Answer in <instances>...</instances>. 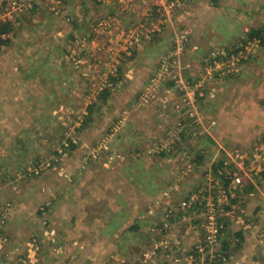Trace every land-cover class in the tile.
Returning a JSON list of instances; mask_svg holds the SVG:
<instances>
[{
	"label": "rangeland",
	"instance_id": "1",
	"mask_svg": "<svg viewBox=\"0 0 264 264\" xmlns=\"http://www.w3.org/2000/svg\"><path fill=\"white\" fill-rule=\"evenodd\" d=\"M2 17L0 264H175L203 190L226 227L259 221L264 0H0ZM178 78L201 85L193 106Z\"/></svg>",
	"mask_w": 264,
	"mask_h": 264
},
{
	"label": "built area",
	"instance_id": "2",
	"mask_svg": "<svg viewBox=\"0 0 264 264\" xmlns=\"http://www.w3.org/2000/svg\"><path fill=\"white\" fill-rule=\"evenodd\" d=\"M16 3H12V6H15ZM7 20H5V18H0V26L5 23ZM186 34L187 33H182L180 35H176V40L175 42L179 43L178 45L176 44V49H175V55H179L181 53V49L184 46V42L186 40ZM177 53V54H176ZM175 85L178 89H180L183 92V96H182V104L184 106H193L194 101L196 100L197 97H201L203 96V92H201V85L197 84V86L192 85V83L190 82H184L181 78H178L175 81ZM189 114H191V112L189 111ZM192 116V115H191ZM261 167L264 170V158L261 159ZM49 165L46 164V167H48ZM239 169H242L241 166L238 167ZM221 174V173H219ZM241 175H232V176H228V177H224V183H219L218 180V184H220L219 187V193L223 198H229L232 197L230 196V190L229 187L234 184V185H238L241 183ZM228 181V185L227 184ZM216 186V185H215ZM228 186V190L225 189V187ZM201 193L203 194V201L201 203L202 205V213H201V217L198 216V219L202 220V234L200 236L201 240L198 241H194L192 244V248L187 251V253L182 256L184 257V261L180 262V258H182L181 256H178L176 258L173 259V263L175 264H210L211 261L208 258V261H210V263L206 262L207 259V255L210 256V258H213V255L215 252L218 253V255H222L217 251V248L220 247L221 245V237L225 234V223L224 220L221 219L222 215H221V211L219 210L218 207V201H216L215 196L214 195H210L207 191L203 190L201 191ZM192 206V200L190 199V197H188V199L186 200V202H181L179 204V208L178 210L174 213L175 214V218L173 219V225L176 224L177 221H181L183 220V218L188 219L187 216L189 217H193V214L190 215H186L187 213V209H190ZM204 210H207L206 215L203 214ZM170 213V211H169ZM223 216L227 217L228 213H224ZM163 226L165 227V229H167V224H163ZM185 233L189 234L190 232L185 231ZM165 236V235H164ZM157 249V247L155 248V250ZM144 253L140 256L141 264L146 263L147 259L150 256V253L148 252V250L143 251ZM154 253V252H153ZM223 258V256H222ZM182 259V260H183ZM224 261V258L222 259Z\"/></svg>",
	"mask_w": 264,
	"mask_h": 264
},
{
	"label": "crops",
	"instance_id": "3",
	"mask_svg": "<svg viewBox=\"0 0 264 264\" xmlns=\"http://www.w3.org/2000/svg\"><path fill=\"white\" fill-rule=\"evenodd\" d=\"M204 20L208 21L204 17V19L201 20L199 27L202 25ZM212 31L213 29L209 28L205 30V33H209ZM195 32L203 33L201 29L200 31L195 30ZM202 153L203 152L201 151V154ZM246 195L245 198L246 201H248L247 205L249 206L252 204V202L247 198L248 196ZM261 201L264 205V195ZM259 214V218L263 220L264 209H260ZM260 219L259 221H256L255 217H249L247 219L244 218L242 219V223L240 224L241 227L234 224H229L227 226L226 232H229V236L227 237V239L225 238L226 244L224 246H220L223 252L222 254L225 256V260L223 262L227 261V264H264V221H261ZM53 254L55 255L56 253ZM48 259L49 261L47 263L52 264L51 255H49ZM93 262H95V264H107L103 258L98 259V257L94 258Z\"/></svg>",
	"mask_w": 264,
	"mask_h": 264
},
{
	"label": "trees",
	"instance_id": "4",
	"mask_svg": "<svg viewBox=\"0 0 264 264\" xmlns=\"http://www.w3.org/2000/svg\"><path fill=\"white\" fill-rule=\"evenodd\" d=\"M11 29V26H10V22H5L2 24V26L0 27V41H4L1 36L4 35V34H7ZM248 37L251 38V39H255L257 38L260 42V44H264V29H257V30H250V32L248 33ZM260 175L262 176V179H264V170H261L260 171ZM228 182V181H227ZM225 189L228 190V186L225 187ZM227 223H225V228L226 227ZM227 229H225L224 233L226 232ZM227 239V238H226ZM226 244V240H224L220 246H224ZM225 258L224 255H218L217 252L214 253L213 255V258H210L209 255H207V259H206V262L207 263H211L210 264H219L221 263L223 260V258ZM227 257V255H226ZM208 258L210 259V261H208ZM225 260V259H224ZM139 262L141 261V258H139L138 260Z\"/></svg>",
	"mask_w": 264,
	"mask_h": 264
},
{
	"label": "water",
	"instance_id": "5",
	"mask_svg": "<svg viewBox=\"0 0 264 264\" xmlns=\"http://www.w3.org/2000/svg\"><path fill=\"white\" fill-rule=\"evenodd\" d=\"M229 236V232L227 231L222 237H221V243Z\"/></svg>",
	"mask_w": 264,
	"mask_h": 264
},
{
	"label": "flooded vegetation",
	"instance_id": "6",
	"mask_svg": "<svg viewBox=\"0 0 264 264\" xmlns=\"http://www.w3.org/2000/svg\"><path fill=\"white\" fill-rule=\"evenodd\" d=\"M179 227H180V225H179ZM187 230H189V232L191 233V232H193V230L192 229H187Z\"/></svg>",
	"mask_w": 264,
	"mask_h": 264
},
{
	"label": "clouds",
	"instance_id": "7",
	"mask_svg": "<svg viewBox=\"0 0 264 264\" xmlns=\"http://www.w3.org/2000/svg\"><path fill=\"white\" fill-rule=\"evenodd\" d=\"M226 233V232H225Z\"/></svg>",
	"mask_w": 264,
	"mask_h": 264
}]
</instances>
